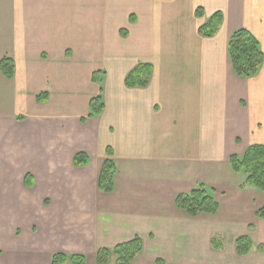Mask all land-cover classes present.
<instances>
[{"label":"crops","instance_id":"crops-1","mask_svg":"<svg viewBox=\"0 0 264 264\" xmlns=\"http://www.w3.org/2000/svg\"><path fill=\"white\" fill-rule=\"evenodd\" d=\"M218 12L220 32L202 37ZM243 28L264 53V0H0V62L15 63L12 80L0 69V264L56 253L97 264L98 250L135 237L144 248L132 264H264V192L230 165L264 146V64L240 78L228 53ZM140 64L153 67L150 84L130 89ZM100 93L104 111L87 118ZM108 150L111 193L98 188ZM78 153L87 166L74 165ZM199 185L218 213L176 206ZM242 236L254 245L245 256Z\"/></svg>","mask_w":264,"mask_h":264},{"label":"trees","instance_id":"trees-1","mask_svg":"<svg viewBox=\"0 0 264 264\" xmlns=\"http://www.w3.org/2000/svg\"><path fill=\"white\" fill-rule=\"evenodd\" d=\"M196 16L202 17V9L196 11ZM224 23L223 14L215 13L205 24L199 28V34L208 39L218 35ZM125 36V34H124ZM228 53L231 65L236 76L240 78L255 77L264 64V53L257 38L247 29L235 31L228 42ZM0 69L3 75L12 80L15 77V63L10 58L5 57L0 62ZM100 72L92 76L94 83L100 82ZM153 75V67L148 64H140L127 76L125 84L128 88H147ZM47 95L38 96L39 103L46 102ZM102 94L93 98L90 102V113L87 118L99 117L104 111ZM86 118V119H87ZM83 119L82 121H85ZM108 159L102 168L98 188L100 191L111 193L114 190V178L117 168L112 160L113 153L107 151ZM89 164V157L84 153H78L74 157V165L77 168L85 167ZM230 165L235 173L244 176V186H250L258 191L264 192V146L252 145L242 156H232ZM29 176L26 177V182ZM176 206L184 211L189 217L195 218L202 214H216L219 211V204L214 195L199 185L188 194H181L176 198ZM258 219H264V206L256 212ZM212 246L216 250H223L224 245L220 236L212 238ZM236 252L240 256H245L253 250V243L246 236L239 237L236 242ZM144 248L143 240L135 237L133 240L119 244L112 249H100L96 255L97 264H110L115 260V264H132L142 253ZM259 252H264V245L258 246ZM51 264H86V257L83 255H66L56 253L52 256Z\"/></svg>","mask_w":264,"mask_h":264},{"label":"rangeland","instance_id":"rangeland-1","mask_svg":"<svg viewBox=\"0 0 264 264\" xmlns=\"http://www.w3.org/2000/svg\"><path fill=\"white\" fill-rule=\"evenodd\" d=\"M100 73H101V72H100ZM102 73H104V72H102ZM102 73H101V74H102ZM100 77H101V76H100ZM100 77H99V78H100Z\"/></svg>","mask_w":264,"mask_h":264}]
</instances>
